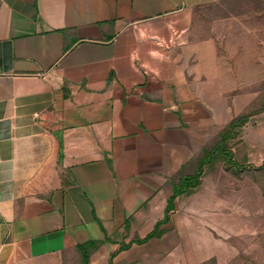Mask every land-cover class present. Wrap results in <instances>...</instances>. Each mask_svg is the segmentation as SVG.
<instances>
[{"label":"crops","instance_id":"crops-1","mask_svg":"<svg viewBox=\"0 0 264 264\" xmlns=\"http://www.w3.org/2000/svg\"><path fill=\"white\" fill-rule=\"evenodd\" d=\"M245 1L0 0V264H83L89 242L98 264L154 229L226 107L235 18L200 36L197 15Z\"/></svg>","mask_w":264,"mask_h":264},{"label":"rangeland","instance_id":"rangeland-1","mask_svg":"<svg viewBox=\"0 0 264 264\" xmlns=\"http://www.w3.org/2000/svg\"><path fill=\"white\" fill-rule=\"evenodd\" d=\"M222 18H235L234 34H218L220 61L232 71L225 79L226 107L200 135L186 172L194 175L197 161L210 153L200 185L175 201L160 238L120 251L145 238L127 231L118 250L98 264H264V0L205 7L197 15L200 36ZM239 118L245 122L218 146Z\"/></svg>","mask_w":264,"mask_h":264},{"label":"trees","instance_id":"trees-1","mask_svg":"<svg viewBox=\"0 0 264 264\" xmlns=\"http://www.w3.org/2000/svg\"><path fill=\"white\" fill-rule=\"evenodd\" d=\"M242 120V118H239L235 121H233L229 125L228 131L224 135L221 136L220 142L218 143V146L220 144H223L227 141L230 132L236 127L239 126L238 123ZM243 122L244 119L242 120ZM220 151L224 152V149L220 148ZM210 153H205V157L199 159L197 161V167H196V172L194 175H188V176H181L176 184H174V191L173 195L169 198L168 200V205L166 208V213L163 217L162 220L158 221L154 229L146 235L144 239H136L132 241L131 243L127 245H122L120 247V251L126 250L130 248L132 244H145L153 239H158L162 236L163 232L161 230V227L170 221V212L175 209V200L176 198L187 194L189 191L196 189L200 185V179L203 173V168L204 166L211 160L210 158ZM98 249L97 243L96 242H89L85 245H80L78 246V250L81 252L82 255V261L83 264H89V258L92 252L96 251Z\"/></svg>","mask_w":264,"mask_h":264}]
</instances>
